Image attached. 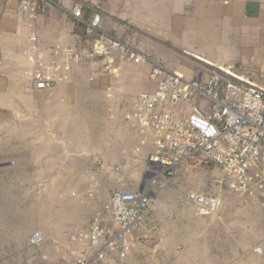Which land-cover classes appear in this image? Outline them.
<instances>
[{
  "label": "crops",
  "instance_id": "0c3cea01",
  "mask_svg": "<svg viewBox=\"0 0 264 264\" xmlns=\"http://www.w3.org/2000/svg\"><path fill=\"white\" fill-rule=\"evenodd\" d=\"M24 1L0 0V181L31 182L29 193L46 203L69 202L71 181L137 179L133 166L143 170L153 147L142 145L129 117L164 72L189 79L204 72L188 71L185 61L264 91V0H32L44 6L35 20ZM57 46L71 56L56 55ZM43 62L69 68L54 72L52 89L35 87ZM36 182H59V190L41 195ZM187 195L158 193L122 263L115 251L107 264H264L259 199L236 194L235 209L249 219L231 221L222 202L215 215L200 216Z\"/></svg>",
  "mask_w": 264,
  "mask_h": 264
},
{
  "label": "built area",
  "instance_id": "2783aa9c",
  "mask_svg": "<svg viewBox=\"0 0 264 264\" xmlns=\"http://www.w3.org/2000/svg\"><path fill=\"white\" fill-rule=\"evenodd\" d=\"M23 10L35 20L44 6L25 0ZM74 16L81 19L80 7L74 10ZM100 21L96 16L89 34L95 32ZM55 54L71 56L60 46ZM130 57L136 63L143 59L132 51ZM74 59L79 62L78 56ZM39 67L45 72L35 76L38 90L52 89L57 82L54 72L69 70L55 62H43ZM163 75L154 91L140 94L129 117L142 136V145L153 147L146 166L147 186L135 192H115L107 210L118 231L105 230V217L99 216L93 234L86 237L90 245L100 246L105 252L116 251L122 257L129 249L130 236L142 223L144 211L155 201L153 189L162 191L186 164L220 170L223 178L227 173L230 189L240 196H256L264 210V91L225 70L199 72L191 79L175 72ZM187 199L200 216L215 215L219 210L218 198L191 193ZM41 241L40 234L32 236L33 244Z\"/></svg>",
  "mask_w": 264,
  "mask_h": 264
},
{
  "label": "rangeland",
  "instance_id": "374dc122",
  "mask_svg": "<svg viewBox=\"0 0 264 264\" xmlns=\"http://www.w3.org/2000/svg\"><path fill=\"white\" fill-rule=\"evenodd\" d=\"M185 65L192 73L199 70L213 71L191 60L185 61ZM146 166L144 171L136 170L133 166L134 172L139 173L134 181L104 180L101 174L100 180L68 182L66 189L69 190L70 200L64 204L57 201L46 203L44 198L30 194L28 190H32L31 182L0 181V264H77L81 261L84 264H107L113 257L110 252L101 250L100 246L90 245L86 237L93 234L92 228L99 216L105 217L103 228L111 229L112 222L108 210L105 213L102 211L104 206L114 192H134L145 188L149 181ZM108 172L106 170L105 176H109ZM223 175V172L217 169H201L186 164L177 171L176 177L162 191L171 188L183 195L198 193L215 197L222 202L231 221L249 219V215L235 209L240 208L241 203L236 202L238 196L229 187V175L225 174L227 178H223ZM36 184V190L41 192V195L48 189L52 192L59 190V182ZM97 190H101L99 195L93 196ZM78 192L82 195L78 196ZM153 192L156 199L161 191L153 189ZM36 233L41 235L42 241L33 244L32 236ZM118 259V262L122 263L124 257L119 253Z\"/></svg>",
  "mask_w": 264,
  "mask_h": 264
},
{
  "label": "trees",
  "instance_id": "16d2710c",
  "mask_svg": "<svg viewBox=\"0 0 264 264\" xmlns=\"http://www.w3.org/2000/svg\"><path fill=\"white\" fill-rule=\"evenodd\" d=\"M85 27H86V25H85Z\"/></svg>",
  "mask_w": 264,
  "mask_h": 264
}]
</instances>
